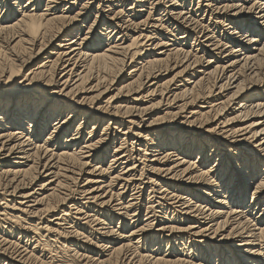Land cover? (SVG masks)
Returning a JSON list of instances; mask_svg holds the SVG:
<instances>
[{
	"label": "bare ground",
	"instance_id": "obj_1",
	"mask_svg": "<svg viewBox=\"0 0 264 264\" xmlns=\"http://www.w3.org/2000/svg\"><path fill=\"white\" fill-rule=\"evenodd\" d=\"M0 264H264V0H0Z\"/></svg>",
	"mask_w": 264,
	"mask_h": 264
},
{
	"label": "rangeland",
	"instance_id": "obj_2",
	"mask_svg": "<svg viewBox=\"0 0 264 264\" xmlns=\"http://www.w3.org/2000/svg\"><path fill=\"white\" fill-rule=\"evenodd\" d=\"M165 1H166V0H165ZM77 2H81V0H77ZM127 5H128V6H127ZM130 5H131L130 2H128L125 6H126V8H128ZM189 5H190V3H188V6H189ZM195 6H196V1H194V6H191V7L194 8ZM147 7H149V6H147ZM147 7H146V11L148 10ZM118 8H120V7H118ZM118 8H117V9H118ZM139 8H140V7H139ZM144 8H145V7H144ZM144 8H143V9H144ZM158 9H159V10H158ZM158 9H154V10H156V12H158V14H159V15H158V14L155 12L156 17L162 15V14H163V11H164V9H162V8H158ZM126 10H128V9H126ZM126 10H125V11H126ZM146 11H144V12H146ZM143 14H144V13H143ZM162 16H163V15H162ZM160 29H161V27H160ZM160 29L157 31L158 35H160V36L163 35L162 37H164V38H166V39L169 38L168 36H170V35L167 36V34H166L167 32H166V33H163V32H165V31L162 30V31H163V32H162V31H160ZM165 36H167V37H165ZM188 45H191V43L188 42ZM185 46H186V45H185ZM170 47H175V46L171 45V46H169V47H167V48H166V47H164V48H163V47H160L159 51H164V50H166V49H168V48H170ZM163 49H164V50H163ZM129 61H130V59H129ZM108 96H109V95H108ZM147 192H148V191H147ZM147 192L144 193L145 195L143 194L144 197L147 196ZM129 193H130V192H129ZM250 195H251V193H249V196H250ZM127 198H129V196H127ZM143 211H144V212H143ZM57 212H59V211L50 212L48 216H51V217H52V214H57ZM256 212H259V211L257 210ZM144 213H146V212H145V210L143 209V210H142V215H144ZM50 214H51V215H50ZM58 214H59V213H58ZM257 214H258V213H257ZM143 217H144V216H143ZM47 218H48V217H47ZM36 219H37V218H36ZM36 219H35V221H39L38 219H37V220H36ZM44 221H45V220L43 219L42 222H44ZM117 225H118V221H116V222L113 224L114 227L117 226ZM22 245H23V244H22ZM56 245H57V244H56ZM58 246H59V244L56 246L57 251H58ZM164 247L166 248L165 245H164ZM59 255H60V254H59Z\"/></svg>",
	"mask_w": 264,
	"mask_h": 264
}]
</instances>
